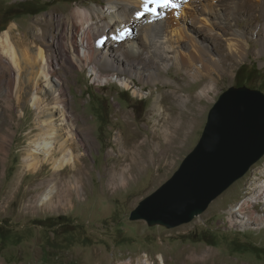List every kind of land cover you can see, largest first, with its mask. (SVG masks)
Returning a JSON list of instances; mask_svg holds the SVG:
<instances>
[{
    "label": "rangeland",
    "instance_id": "374dc122",
    "mask_svg": "<svg viewBox=\"0 0 264 264\" xmlns=\"http://www.w3.org/2000/svg\"><path fill=\"white\" fill-rule=\"evenodd\" d=\"M171 1L175 2V7L171 8ZM246 1L213 0L218 7L212 6L211 11L208 7L201 8L203 5L197 1H169V13L192 26L195 23H191V18L201 16L202 9L210 11L211 20L216 13L221 15L220 28L214 31L218 40L214 42L210 38V47L216 55L228 57L225 38L235 29L241 30L249 41L248 55L241 61L228 57L226 63H232V67L218 77L210 95L189 103L196 112L190 111L188 105L171 103L173 108L189 116L188 124L180 130L164 120L163 114L160 117L152 104L155 96L177 88L175 81L183 78H186L182 83L185 91L199 93V81L189 77V70L176 66L160 70L171 82L139 81L127 72L104 70L99 81L88 75L92 62L85 66L82 52L73 51L68 37L55 40L64 27L63 16L70 19L71 28L75 10L97 7L109 12L111 7L106 0H0V35L13 25L12 40L16 45L17 41L24 40L34 51L40 46L47 58L58 59L67 78L64 84H68L66 110L70 119L77 114L80 123L89 125L84 131L70 120L72 129H66L68 142L72 138L80 147L73 150L75 159L77 155L83 157L88 173L82 190L79 194L74 192L72 203L62 209L57 199L51 197L54 181H47L54 180L58 168L48 162L44 166L42 163L37 172L24 167L23 158L33 149L32 139L35 140L38 132L32 130L36 126L35 109L23 103L24 115L17 118L18 107H13L14 117L10 119L13 140L0 164V264H121L130 261L135 264L138 254H148L151 264H162L161 254L166 264H264V204L260 200L244 205L243 209H231L237 208L240 201L263 185L264 156L187 223L166 227L129 217L139 201L164 183L196 145L208 111L222 92L231 86L243 85L264 92V49L259 53V49L264 48V39L259 34L260 22L264 20V0ZM202 3L212 5L211 0H202ZM93 16L92 22L100 18L94 13ZM46 18L47 23L40 20ZM42 30L46 33L43 38L35 39L34 31ZM75 38L81 43V30ZM63 47L67 52L64 60L61 58ZM5 57L0 49V68L7 76ZM124 80L129 83L128 88L118 83ZM134 89L141 95L133 96ZM26 100L27 97L24 102ZM160 101L163 103L162 99ZM164 127H168L166 136ZM122 161L142 164L135 168L127 182L109 186L108 170ZM44 179L46 182L41 185ZM35 191H41L42 196H33ZM7 192L14 197H7ZM33 202L36 209L27 208Z\"/></svg>",
    "mask_w": 264,
    "mask_h": 264
},
{
    "label": "bare ground",
    "instance_id": "6f19581e",
    "mask_svg": "<svg viewBox=\"0 0 264 264\" xmlns=\"http://www.w3.org/2000/svg\"><path fill=\"white\" fill-rule=\"evenodd\" d=\"M191 1L199 2L203 5L201 8L207 9L208 7L210 11L212 6H217L213 0H211L212 5L202 3V0ZM106 3L111 7L109 12H104L97 7L75 10L71 18V28L68 26L70 19L68 20L66 16H63L64 27L58 31L55 40L68 37L69 43L73 47L70 48L73 51L82 52L81 60L85 66L92 62L88 75L99 81L103 78L101 76L104 70L127 72L129 76L136 77L139 81L162 79L168 82L170 77L162 75L160 70L170 66L189 70V77L199 81V93L195 95L185 91L182 83L185 82L186 78H183V80L175 81L177 88H169L159 93L162 96H155L152 104L159 116L163 114L164 120H169L172 122L169 124L178 127L180 130L188 124L189 116L185 112H179L173 108L171 103L188 105L187 108L190 111L196 112V108L190 106L189 103L195 102L194 100L199 102L210 95L218 83V77L222 75V72H227L232 67V63H226L228 57L233 56L236 61H241L248 55L249 41L245 38L244 33L238 29L233 30L225 38L228 57L218 56L214 53V49L212 50L210 47V38L215 42L214 39L218 37L214 32L216 28H220L219 24L222 23V17L218 13L211 20L208 16L210 11L202 9L201 16L196 17L197 19L191 18V23H195V26H192L187 21L174 16L173 13H169L168 8L170 6L161 7L157 3L148 2V0H106ZM246 4H248L247 1ZM169 5H172L171 8L176 6L173 1ZM93 13L100 17L96 22H92ZM47 19L40 20L47 23ZM35 22L38 23L39 20L36 19ZM13 28V25L9 26L0 35V49L5 54L8 65L7 76L6 72L0 68V164L8 144L13 140L11 138L13 123L10 122V119L14 117L12 109L17 106L18 114L15 116L21 118L24 115L22 104L28 103L37 114L36 126L32 130L37 129L38 132L35 140L32 139L33 149L29 148L31 151L26 153L27 155L25 154L23 158L24 167L37 172L42 163L44 166L48 162L53 167L58 168L59 172L56 171L55 177L52 178L54 180L49 179L47 181L49 183L54 181L55 190L51 193V197H55L59 207L65 209L67 205L72 203L74 192L79 194L82 190L88 173L87 164L83 157L77 155L75 159L73 154L75 151L73 150H78L80 147L72 141V138L68 142L66 129H72L70 120L77 123V126L84 131L88 130L89 125L80 123L81 120L77 114H74V118L70 119V114L66 110L69 98L66 97L65 87L68 84L66 86L64 84L67 78L64 77L65 72L63 73L60 69L58 59L53 56V58L50 56L47 58L40 46L34 48V51L32 46L24 40L17 41L16 45L12 40L11 30ZM80 30L81 43L77 42L75 38V34ZM44 34L46 33L42 30L39 33L34 31L33 35L35 39L41 40ZM259 34L264 39V20L260 22ZM62 49L61 58L63 57L62 60H64L67 58V52L65 47ZM263 49H259V53ZM105 77L108 76L105 74ZM118 83L126 88L129 87V83L125 80ZM131 93L133 96L141 95L137 89L132 90ZM151 93L152 91H150ZM25 97L27 100L24 102ZM159 99H162L163 103L159 102ZM183 117L187 118L184 119ZM167 128L164 127L165 136L168 133ZM69 162L70 164H67ZM141 164L142 162L126 164L123 161L116 163L110 169L108 168L107 184L116 186L127 182L135 168H140ZM63 171H65L64 174ZM262 172H264V167ZM43 182H46L45 179L40 181V184L42 185ZM40 192L35 191L33 196L40 198L42 196ZM6 196L14 197L9 192ZM260 200L264 204V181L259 189L240 201L237 208L231 209L234 211L243 209L244 205H250ZM36 206L33 202L28 204L27 208H35ZM147 255L138 254L134 258L135 264H151V262L148 263L149 255ZM121 257L122 255L119 259ZM159 258L162 264H166L162 254ZM121 264H132V261Z\"/></svg>",
    "mask_w": 264,
    "mask_h": 264
},
{
    "label": "water",
    "instance_id": "95a60500",
    "mask_svg": "<svg viewBox=\"0 0 264 264\" xmlns=\"http://www.w3.org/2000/svg\"><path fill=\"white\" fill-rule=\"evenodd\" d=\"M264 156V92L245 85L222 92L201 136L174 173L141 199L130 219L175 227L191 221Z\"/></svg>",
    "mask_w": 264,
    "mask_h": 264
},
{
    "label": "snow or ice",
    "instance_id": "6c2138e0",
    "mask_svg": "<svg viewBox=\"0 0 264 264\" xmlns=\"http://www.w3.org/2000/svg\"><path fill=\"white\" fill-rule=\"evenodd\" d=\"M148 2H154L159 4L161 7H166L169 4V0H148Z\"/></svg>",
    "mask_w": 264,
    "mask_h": 264
}]
</instances>
